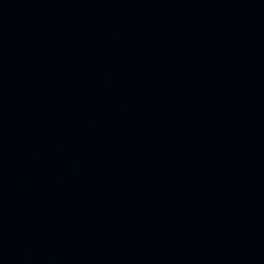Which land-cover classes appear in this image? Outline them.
Masks as SVG:
<instances>
[{"label":"water","instance_id":"95a60500","mask_svg":"<svg viewBox=\"0 0 264 264\" xmlns=\"http://www.w3.org/2000/svg\"><path fill=\"white\" fill-rule=\"evenodd\" d=\"M0 264H264V0H0Z\"/></svg>","mask_w":264,"mask_h":264}]
</instances>
